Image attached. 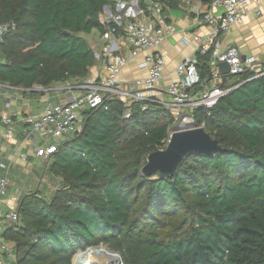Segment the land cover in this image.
Instances as JSON below:
<instances>
[{
	"label": "trees",
	"instance_id": "obj_1",
	"mask_svg": "<svg viewBox=\"0 0 264 264\" xmlns=\"http://www.w3.org/2000/svg\"><path fill=\"white\" fill-rule=\"evenodd\" d=\"M116 1L0 0V23H14L0 40V83L46 88L88 77L98 58L82 34H102L101 13ZM252 73L225 76L242 84L194 112L225 150L190 153L173 176L141 172L175 121L163 105L109 97L84 110L46 165L52 196L23 194L19 223L3 231L15 263L73 264L77 250L102 243L124 264H264V74Z\"/></svg>",
	"mask_w": 264,
	"mask_h": 264
},
{
	"label": "built area",
	"instance_id": "obj_2",
	"mask_svg": "<svg viewBox=\"0 0 264 264\" xmlns=\"http://www.w3.org/2000/svg\"><path fill=\"white\" fill-rule=\"evenodd\" d=\"M183 1L190 4L193 0ZM262 4L264 0H212L208 10L220 11L211 14L202 12L197 2L194 24L207 26L209 30L206 34L183 30L181 43L192 45L193 48L191 53L176 64V77L166 85L163 84L165 58L160 48L168 37L176 33V27L168 15L169 8L163 3L150 0L146 1L143 7L138 5L137 0H117L114 6H105L101 18L107 28L100 35V52L95 53L98 58L104 60V76L100 79L88 78L80 83L77 87L82 89V93L69 101H46L38 117L25 120L31 131L45 141L43 146L35 148V155L48 162L57 148L55 140L75 133L81 126L83 111L103 106L105 99L109 97H116L125 102H156L163 105L174 118L187 120V124H194L193 127L203 126L195 122V110L200 107L210 109L222 96L242 84H229V81L228 84L224 83L225 76L253 72L252 78L264 74L261 62L253 56L242 58L237 47H225L222 40V35L231 27L243 23L252 8H256V14L259 15L258 8ZM13 26L11 21L0 23V40ZM125 45L128 56L137 59V68L144 71L142 75L127 78L121 75L128 59L123 57L119 50L120 46ZM202 57H206L205 76H202ZM219 62L228 65L227 74L219 72ZM164 94L168 96L167 99H164ZM9 105L6 103V107ZM3 122L7 125L4 137L10 139L13 136L10 120L5 118ZM8 184L6 170V174L0 178V197L5 194ZM0 220L17 225V207L5 212L0 209ZM4 255L16 261L15 254L5 242L0 225V264H3ZM72 262L74 264V261Z\"/></svg>",
	"mask_w": 264,
	"mask_h": 264
},
{
	"label": "crops",
	"instance_id": "obj_3",
	"mask_svg": "<svg viewBox=\"0 0 264 264\" xmlns=\"http://www.w3.org/2000/svg\"><path fill=\"white\" fill-rule=\"evenodd\" d=\"M197 2L202 12L216 14L220 11V9L209 11L208 5L210 2H205V0H193L190 4H186L181 0V4L177 9H169L168 15L176 27V33L168 37L160 48L165 58L164 85L176 77L174 73L176 64L192 51V45H183L180 41L183 36V30L196 31L200 34H206L209 30L207 26L200 27L194 24V9ZM258 9L260 10L259 15L256 14V8H252L245 16L243 23L231 27L222 35V40L225 47H237L243 58L245 56H253L257 61L264 64V4ZM173 11L178 12V15L172 16L171 13ZM187 37L189 38L190 36ZM119 42L121 43V41ZM119 53L128 59L127 65L121 74L123 77H136L144 73V71L137 68V59L128 56L126 45L120 46ZM104 73V60L98 58L95 65L90 68L88 77L84 79L55 82L49 87L42 89L23 88L0 83V178L6 174L7 170L9 180L5 194L0 197V209L8 211L17 207L23 194L38 190L31 188L21 189L18 184L22 180H24L23 183L26 186H32L36 181L40 183L46 172H48L46 170L48 162L42 157L35 155V148L43 146L45 141L38 135L35 138L34 135L36 133L31 131L25 120L38 117L46 101L53 103L65 102L80 95L82 89L77 87L80 83L88 78L100 79L104 76ZM65 87L70 89H64ZM6 103L10 104L9 107H6ZM34 103L35 105L32 106ZM5 118L10 120L13 130V136L10 139L4 137V132L7 128V125L3 122ZM69 137L63 136L56 139L55 142L59 143ZM24 156L26 158H23ZM50 176L56 182V179L52 175ZM38 192L45 198L51 197L49 186L45 189L44 195L40 191ZM0 225L4 231L5 228L12 224L10 222H1ZM8 246L15 254L14 243L8 241ZM10 264L16 263L12 260Z\"/></svg>",
	"mask_w": 264,
	"mask_h": 264
},
{
	"label": "water",
	"instance_id": "obj_4",
	"mask_svg": "<svg viewBox=\"0 0 264 264\" xmlns=\"http://www.w3.org/2000/svg\"><path fill=\"white\" fill-rule=\"evenodd\" d=\"M218 70L222 74H227L228 65L225 62H219ZM224 150L218 141L206 132L203 126H194L182 130L172 129L165 146L146 155L141 172L145 176L153 174L173 176L178 164L190 153L213 155Z\"/></svg>",
	"mask_w": 264,
	"mask_h": 264
},
{
	"label": "rangeland",
	"instance_id": "obj_5",
	"mask_svg": "<svg viewBox=\"0 0 264 264\" xmlns=\"http://www.w3.org/2000/svg\"><path fill=\"white\" fill-rule=\"evenodd\" d=\"M171 15L172 16H176V15H178V12L173 11L171 13ZM101 20H102V18H101ZM82 35L86 38L88 43L96 49L97 53H99L100 52V43H101L100 33L98 31H96V30H93L89 35H85V34H82ZM33 88L40 89L41 87L39 85H34ZM167 98H168V96L166 94H164V99H167ZM33 105H35V103L32 104V106ZM174 120L175 121H174V124L172 125V127L170 129V132L172 131V129L182 130V129L191 128L194 125V124H187L188 123L187 120L183 121L181 118H179V119L178 118H174ZM36 135L37 134L34 135L35 138H37ZM70 135L71 134H66L65 136L69 137ZM23 181L24 180H22V182H20V184H18V187H20L21 189L23 188L25 190L27 188H31L33 190L38 189V191H40V193L43 194V195L45 193V189L49 186L50 189H51L50 196H52L53 191L55 189L54 187H56L55 180L53 178H51V176L49 175L48 172H46L44 177L41 179L40 183H39V181H36V182H34V184L32 186H26L23 183ZM4 212H5V210H4ZM0 223H1V220H0ZM5 242L8 244L7 240H5ZM89 248H94L97 251V253L94 255V262L92 264H124L122 259H121V256L119 255V253L113 251L111 248H109L105 244L101 243V244L96 245V246H89V247H87V249H84L82 251H86ZM78 252L79 251L77 250L75 252V254L78 253ZM75 254L73 255V258L75 256ZM73 258H72V260H73ZM11 262H12V259H10L8 256L4 255L3 264H10Z\"/></svg>",
	"mask_w": 264,
	"mask_h": 264
},
{
	"label": "bare ground",
	"instance_id": "obj_6",
	"mask_svg": "<svg viewBox=\"0 0 264 264\" xmlns=\"http://www.w3.org/2000/svg\"><path fill=\"white\" fill-rule=\"evenodd\" d=\"M96 253L97 251L94 248H89L86 251L78 252L74 256V264H92L94 262V255Z\"/></svg>",
	"mask_w": 264,
	"mask_h": 264
}]
</instances>
